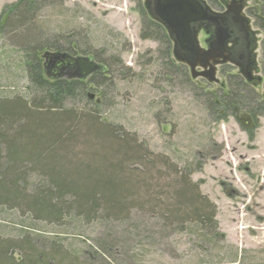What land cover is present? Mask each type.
Here are the masks:
<instances>
[{
	"label": "rangeland",
	"instance_id": "374dc122",
	"mask_svg": "<svg viewBox=\"0 0 264 264\" xmlns=\"http://www.w3.org/2000/svg\"><path fill=\"white\" fill-rule=\"evenodd\" d=\"M207 1L221 9V0ZM14 2L0 0V14ZM50 3L38 22L47 31L45 39L67 48L68 42L60 39L74 38L77 53L69 54L92 52L111 65L110 81L88 84L84 95L66 105L98 113L102 122L148 150L153 161L166 157L170 167L158 164L157 169L167 174L171 167L191 171L199 191L216 205L217 227L195 222L166 227L161 212L147 205L132 208L130 217L90 222L69 217L58 224L31 222L29 214L0 206V236L16 237L22 227H29L32 233L60 242L70 254L78 253V264H264V116L251 131L234 116L217 120L218 115L207 110L209 96L218 99L229 74L239 73L237 67H219L220 83H211L193 78L171 49L170 68L164 46L141 37L148 16L144 0ZM259 8V0H248V12L260 33L256 77L262 79L253 84L239 74L264 101V31L254 14ZM205 38L201 33L204 47ZM21 48L20 40L0 35V97L32 98ZM44 74L48 78L45 70ZM31 176L32 182L38 178ZM97 245L106 247L103 253Z\"/></svg>",
	"mask_w": 264,
	"mask_h": 264
},
{
	"label": "trees",
	"instance_id": "16d2710c",
	"mask_svg": "<svg viewBox=\"0 0 264 264\" xmlns=\"http://www.w3.org/2000/svg\"><path fill=\"white\" fill-rule=\"evenodd\" d=\"M259 1L254 14L264 31V0ZM50 2L16 0L0 14V35L21 41V61L30 82L27 92L32 94L0 97V206L29 214L31 222L58 224L69 217L87 222L130 217L132 208L147 205L161 212L163 226L195 222L216 228V205L199 191L191 171L171 167L167 174L157 169L158 164L170 167L166 157L153 161L148 150L102 122L98 113L66 105L84 95L88 84L103 86L110 81L111 65L87 52L105 65V71L94 72L86 81L45 76L40 56L46 48L77 53L74 38L60 39L68 42L67 48L45 39L47 31L38 22ZM148 18L141 37L164 46L171 68L172 41L161 24ZM228 78L223 92L215 96L218 99H207L208 112L218 115L217 120L245 113L259 127L264 101L239 73ZM31 175L37 180L32 182ZM25 228L16 237L0 236V264H78V253L72 255L60 242ZM103 248L97 245L102 253Z\"/></svg>",
	"mask_w": 264,
	"mask_h": 264
},
{
	"label": "water",
	"instance_id": "95a60500",
	"mask_svg": "<svg viewBox=\"0 0 264 264\" xmlns=\"http://www.w3.org/2000/svg\"><path fill=\"white\" fill-rule=\"evenodd\" d=\"M144 7L150 18L166 29L173 42L174 58L190 68L193 78L220 83L218 64L231 62L248 82L261 81L262 77L253 74L254 59L249 60L247 32L251 26L250 19L242 14V4L229 6L224 12L214 11L206 0H144ZM202 30L208 35L206 48L200 41ZM43 56L45 73L52 80L86 81L94 72L106 69L92 56L61 51H45Z\"/></svg>",
	"mask_w": 264,
	"mask_h": 264
},
{
	"label": "flooded vegetation",
	"instance_id": "af4514ba",
	"mask_svg": "<svg viewBox=\"0 0 264 264\" xmlns=\"http://www.w3.org/2000/svg\"><path fill=\"white\" fill-rule=\"evenodd\" d=\"M207 3H208V1H207ZM220 3H221V9L220 8L215 9L209 3L208 4L211 6V8L214 11H217V12H224V11H226L228 9L229 6L232 7L235 4H237V5H241L242 4L243 5V9H241L242 10V14H244V16H246L248 19H250L251 29L248 30V32H247V35H248V37H247V43H248L249 53H251V55L249 57V60H250V58H251V60L254 59V62H251V60H250V62L254 64L252 66V67H254L253 74L256 76V73L258 71V66H259L258 65V48H259V42H260V35H259L260 33H259V30L258 29L254 28V23H253L252 15H251V13L248 12V9H247V7H248V0H221ZM243 25H244V28H245L246 22H244ZM201 33H204L205 34V32L203 30H202ZM207 37H208V35H206V38ZM206 38H205V40H206ZM205 40H204V42H205ZM232 45H233L232 43H229V46H232ZM205 47H206V45H205ZM172 50H173V47H172ZM224 65H233V66L237 67V69H238V71L240 73V68L238 66H236L235 64L231 63V62H226V63L218 64V66H217V72H218V68L219 67H222ZM254 81H255V79L252 81L253 84H254ZM243 114H245V113H241V114L238 113L236 118L238 120L242 121L244 124H246L247 128L248 129H251V131H252V128L255 127V124L253 122V119L250 118L249 115H247V114L243 115ZM257 128L258 127H256V129Z\"/></svg>",
	"mask_w": 264,
	"mask_h": 264
},
{
	"label": "bare ground",
	"instance_id": "6f19581e",
	"mask_svg": "<svg viewBox=\"0 0 264 264\" xmlns=\"http://www.w3.org/2000/svg\"><path fill=\"white\" fill-rule=\"evenodd\" d=\"M166 30V29H165ZM167 32V31H166ZM168 33V32H167ZM173 51V50H172ZM79 55H82V54H79ZM77 56V55H76ZM87 56H90V55H87ZM95 60V59H94ZM96 61V60H95ZM243 75V74H242Z\"/></svg>",
	"mask_w": 264,
	"mask_h": 264
}]
</instances>
